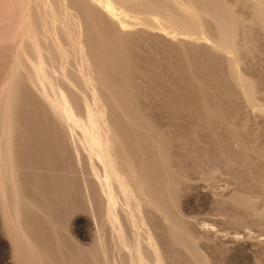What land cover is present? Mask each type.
Listing matches in <instances>:
<instances>
[{
    "label": "rangeland",
    "instance_id": "obj_1",
    "mask_svg": "<svg viewBox=\"0 0 264 264\" xmlns=\"http://www.w3.org/2000/svg\"><path fill=\"white\" fill-rule=\"evenodd\" d=\"M22 1L0 0V95L15 74L13 94L7 97L8 101L4 99L6 101L2 100V104L0 103V115L7 111L16 116L13 128L17 130L15 132L13 129L9 138L13 144L15 142L17 149L21 148L17 158V173L27 190V198L36 206V210L37 207L41 208L31 212L29 218L44 228L51 223L50 219L55 222L61 220L63 225L58 224L57 238L65 248L62 251L64 257L58 262L60 264L69 262V257L72 256L75 257L74 264H82L84 255L88 253H95L99 264H127L129 250L125 243L118 240L106 217L97 179L90 171V162L79 142L82 131L77 129L69 134L67 127H62L61 134L51 108L40 96L41 89L34 84L36 75L26 63L30 56L17 53L26 44L25 39L12 35L7 39L3 38L5 24L12 23L8 20L18 13L15 9L22 5ZM245 1L228 2L234 4V12L239 18L246 21L242 25L241 38L247 39L240 41L250 51L243 52L242 66L243 72L253 80L256 88L253 93V108L247 107L239 98L233 86L229 64L218 56L216 58L211 50L193 49L186 58L177 47H165L154 38L146 41L131 37L128 41L134 49L127 56L136 67L134 79L138 86L135 87V93L140 97L137 110L146 119L147 127L167 140L159 149L168 156L169 165L166 167L155 164L156 157L154 160L152 158L154 153H159V150L153 148L157 146L151 148L146 145L141 149L145 158H152L149 160L151 164L144 165L148 171L154 167L161 168L156 186L159 189L167 187L176 202V209L172 210L174 213L168 219L151 207L144 210L166 264H264V28L249 21L253 8L248 5L251 2L247 1V4ZM53 2L54 0H46L45 4L50 8ZM34 7L35 14L41 15L42 10ZM48 10L51 18L55 16L59 20L55 26L63 27L68 11L56 8L53 15V9ZM73 12L69 10V13ZM209 27L213 30V25L209 24ZM2 39L7 40L5 45L1 44ZM40 41L43 45L51 42L45 34L40 35ZM65 46L67 50H72L70 44L66 43ZM20 56L21 59L18 60ZM51 65L54 77L58 78L61 73L60 60ZM72 66L73 70H82L80 65ZM18 70L20 71L17 72ZM23 76L28 77L26 81ZM28 80L30 81L27 82ZM65 91L72 94L69 88ZM90 94V88L77 91L78 97H89ZM76 100L77 98L73 99L72 104L76 105ZM108 106L109 111L112 110V105ZM75 114L80 119L84 117L81 110H76ZM120 118L122 119L121 110L106 117L112 122H118ZM146 129L141 128L137 134L145 136ZM92 164L100 174L103 173L99 161L94 160ZM46 177L62 182L73 190L70 200L73 210H68L61 218L60 208L54 205L56 198L43 195L47 192L43 185L47 181ZM50 203H53L50 205L52 217L45 216L42 210L43 206L46 208ZM166 205L170 207L169 200ZM116 210L124 220L127 245L131 246L139 239L147 251V264H156L155 256L149 252L150 241L145 228L134 229L124 217L123 198H119ZM44 228L35 236L37 241L46 246L54 237ZM10 229L0 207V264H23L9 234ZM76 253L77 259L74 256Z\"/></svg>",
    "mask_w": 264,
    "mask_h": 264
},
{
    "label": "bare ground",
    "instance_id": "obj_2",
    "mask_svg": "<svg viewBox=\"0 0 264 264\" xmlns=\"http://www.w3.org/2000/svg\"><path fill=\"white\" fill-rule=\"evenodd\" d=\"M228 1L54 0L52 6L48 8L45 4L46 0H23L22 5L18 7L19 9H15L18 13L15 17L12 16L11 20H8L12 21V23L4 26L3 38L7 39L12 35V37L25 39L26 44L17 53L21 54V56H25V54L30 56V59L28 58L29 61H26L27 66L36 75L34 84L41 89L42 94L40 96L42 100L51 108L55 116V124L59 129L67 127L69 134H72L77 129L82 131V138H80L79 142L88 157V162H90V171H92L94 178L97 179V188L104 202L106 217L113 227L118 240L125 243L129 250L127 264H147V251L139 239L133 245H127L124 220L116 210L119 198L125 200L124 213L126 216L124 217L130 222L131 226L136 230L145 228L146 236L150 241L149 252L155 256L156 264H166V262L160 255L159 244L144 210L147 207H151L165 219H168L172 210L175 211L176 209L173 193L171 194L167 187L159 189L155 184L159 178L161 168L157 167L156 169L154 167L150 171L145 168V164L150 163L149 160L152 158L154 160L155 157V164L159 163L163 167L169 165L168 156L160 152L161 146H164L167 140L159 135L158 132L147 127L146 119L137 110L140 97L135 93L137 80L134 79V72H136V67L127 56L134 49L128 44V41L131 37L143 38L146 41L154 38V40L156 39L165 47L171 49L174 48L172 46L177 47L182 56L186 58L193 49L211 50L216 55V58L219 57L229 64L234 82L233 86L237 90L239 98L243 100L247 107L253 108L255 102L253 93L256 88L253 80L243 72L242 66L244 63L243 52H246V50L250 51L246 47L247 45L245 44L246 46H244L240 41L242 40V25L246 21L239 18L238 14L234 12V4L231 5ZM247 1L251 2V4H248ZM245 2L248 5H252L251 8H253L251 9L253 10V15L249 21L257 23L263 29L264 0H246ZM33 3L35 4L34 6H37L36 9L42 10L41 15L35 14ZM235 6L237 7V4ZM56 8L68 11L63 27L55 26L59 22L57 17H50L51 12L48 9L51 11L53 9L52 14L54 15ZM69 10L74 12L69 13ZM209 24L213 25V30L210 29ZM43 34L49 36L51 40L49 45L41 43L40 35ZM5 39H2L1 44L5 45L4 43L7 42ZM246 39L243 40L246 41ZM66 43L70 44L71 51L65 48ZM21 56L18 60L21 59ZM57 60L61 62V73L58 78L54 77L53 66L51 65L52 62ZM72 65H80L79 67L82 70H73ZM22 66L20 68H23ZM14 75L12 79H8L9 83L7 82L8 84H6L3 93L0 95V103L2 100L5 102L12 90H14ZM35 75L33 76L35 77ZM23 77L25 78V76ZM18 78L20 79V77ZM27 78H25V81ZM33 79L30 80L33 81ZM25 85L30 86V84ZM66 88H69L72 94L65 91ZM82 88L84 90L90 88L91 94L89 97L77 96V91H81ZM24 89L21 90L23 91ZM203 89L205 90V88ZM232 89L234 90V88ZM75 98H77L76 105L72 104ZM16 101L18 100L16 99ZM107 103L112 105V110L109 111L110 106L108 105L110 104L107 105ZM10 106L12 105L10 104ZM12 109L14 108L12 107ZM76 110L82 111L84 116L82 119L78 118V113L77 115L75 114ZM120 110L122 112L120 121L112 122L106 119L110 113H118ZM15 118L16 116L9 112L7 113V111L0 115V131L3 132H0L2 134V136L0 134V207L3 210L7 225H10L9 234L21 256L23 264H60L58 262L64 257L62 251L65 248L61 244L63 242L58 239V224L62 223L61 220L55 222L50 219L51 223L49 222L50 224L44 228L39 223L36 224L37 222L31 217L29 218L31 212H35L36 208L34 207L36 206L27 198V190L24 188L22 179H19L17 173V158L21 148L17 149L15 142L13 144L11 138H9L12 136L10 133L11 131L13 132V121ZM141 128H147V133L145 136L140 137L137 133ZM60 132L62 134L61 129ZM19 134L21 135L20 132ZM27 137L29 138L28 134ZM15 141L17 142V140ZM146 145L151 148L157 146V148H153L160 149L159 153H154L151 159L145 158V155L141 153V149ZM157 150L156 152H158ZM94 160L102 164L103 173L100 174L92 164ZM46 178L47 181L43 185L47 192H44L43 195L56 198L54 205L60 208L61 218L68 210L70 212L73 210L70 201L73 190L62 182ZM167 200L170 202V207L166 205ZM51 204L53 203H50L46 208L43 206L44 209L42 210H44L45 216H51ZM39 209L41 208L37 207L36 211ZM43 228L54 237V240L49 241L46 246L42 245L39 240L37 241L35 236ZM173 239L177 240L176 238ZM77 255V253L74 255L76 259ZM74 258L73 256L69 257L71 259L69 260L70 263L64 261L63 264H74ZM97 259L95 253H88L84 255L82 264H99ZM205 264L208 263L205 262Z\"/></svg>",
    "mask_w": 264,
    "mask_h": 264
}]
</instances>
